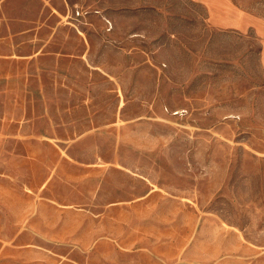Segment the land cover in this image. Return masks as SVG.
Listing matches in <instances>:
<instances>
[{
	"label": "rangeland",
	"instance_id": "obj_1",
	"mask_svg": "<svg viewBox=\"0 0 264 264\" xmlns=\"http://www.w3.org/2000/svg\"><path fill=\"white\" fill-rule=\"evenodd\" d=\"M210 16L0 0V236L60 237L49 264H264L261 40Z\"/></svg>",
	"mask_w": 264,
	"mask_h": 264
},
{
	"label": "crops",
	"instance_id": "obj_2",
	"mask_svg": "<svg viewBox=\"0 0 264 264\" xmlns=\"http://www.w3.org/2000/svg\"><path fill=\"white\" fill-rule=\"evenodd\" d=\"M199 2L206 8L208 16L209 13L214 12L210 16L212 21L209 20L213 27L221 31L239 32L252 29L261 40L260 56L261 61L264 62V19L241 11L234 7L230 0H199ZM24 224L25 222L17 220L12 235L0 236V264H49L50 243L58 241L60 237L49 235L40 237L32 232L31 226ZM35 240L39 245L34 243Z\"/></svg>",
	"mask_w": 264,
	"mask_h": 264
}]
</instances>
